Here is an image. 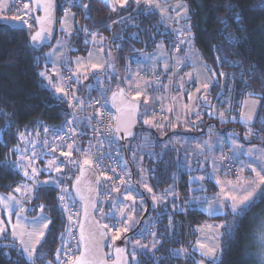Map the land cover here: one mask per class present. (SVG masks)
Here are the masks:
<instances>
[{
  "label": "trees",
  "instance_id": "1",
  "mask_svg": "<svg viewBox=\"0 0 264 264\" xmlns=\"http://www.w3.org/2000/svg\"><path fill=\"white\" fill-rule=\"evenodd\" d=\"M57 1L56 38L50 47L42 50H36L30 44V35L36 29L35 26L31 29L15 27L5 21L8 17H0V197L16 196L25 206L26 216L36 217L40 214L51 220L32 261L26 258L16 242L5 239L0 242V264H58L60 260L57 259V254L62 248L67 224L59 202L62 177L67 169L76 173L83 165H79L76 159L82 158L73 154L70 166L65 169L63 164H66L67 157L61 155V152L68 153L67 149L52 146L60 150L52 152L58 161L51 170H47L48 161H53L49 156L36 162L35 168L40 174L35 177V181H27L24 168L20 167L21 164L26 167L30 162L21 160L25 153L22 141L27 143V140L35 137L50 138L53 131L65 124L72 115L67 95L58 92L53 85L65 89V74L72 73L75 78L73 93L82 103L81 111L76 112L77 117L85 122L79 129L88 131V100L95 92V83H99L107 95L124 88V76L133 67H139L145 56L156 57L155 63L151 62L155 67L146 64L138 70L139 78L157 85L159 94L168 93L167 106L165 103L158 105L146 118L155 125H165L166 136L160 138L158 132L156 135L141 131L126 144L119 142V147L127 155L133 170L130 178L134 196L137 199L146 197L143 199L146 207L140 200L132 202L131 216L139 214V224L146 211H149L148 221L155 210L152 194L163 199L158 204L157 225L148 248L139 252L134 259L129 246L132 264H213L211 256L202 255L209 248L216 249L215 264H264V243L260 240L264 221H256L259 214H264V197L238 218L236 231L218 238L216 226H227L236 218L230 214V210H226L221 216L209 218L199 208L200 205L217 199V194L220 193V186L212 176L203 173L208 167H220V170L212 171L216 178H235L237 173V177L240 176L242 163L246 159L243 154L245 151L240 153L236 149V154L228 151L229 138L226 137L229 134L231 140L234 138L237 144L245 148H264V0H171L168 5L154 0L151 6L144 0H140L139 4L135 0H128L123 7L117 4L115 12L102 0ZM14 2L16 0L7 9ZM156 3L166 13V18L158 12ZM180 3L188 11V16L182 21L178 20L179 14L167 12L169 5L175 4L179 9ZM24 9L25 7L18 15ZM66 10L74 13L78 23L70 32L71 35L59 31L61 17ZM178 33H184L185 38L180 53L174 56L172 46ZM60 34H64L61 40L68 44L66 53L72 56L80 53L87 56L91 47L103 46L104 54L113 58L118 72L106 76L102 73L107 66H103L101 70L96 69L95 72L90 69L93 77L89 73L87 82H78L69 68H62L60 74L56 73L49 53ZM145 71L159 74L161 79L157 81L151 77H143L142 73ZM42 72L45 73L44 76L41 75ZM49 78L52 83H49ZM205 82L210 85L207 89L202 86ZM205 94L210 107L203 103ZM250 99L258 102V109L249 123L244 124L241 123L243 107ZM177 102H185L184 109L187 112L191 105L194 108L196 106L185 119L184 125L188 128L205 111L199 128H190L191 133L183 132L181 127L176 131L171 130V126L177 121ZM156 109L164 112L168 119L163 120L162 117L158 121L156 117H151ZM221 112L224 113L223 122L219 116ZM139 125L144 126L140 120ZM209 126H214L216 132L209 134ZM141 133H149L156 140L152 146L153 156L144 157V166L152 188V194L148 196L137 182L138 173L132 164V159L137 158L142 144L141 139H138ZM180 134L212 135L215 140L209 146L217 152L216 158H210L202 170L181 168L178 160L180 148L172 139ZM86 140L87 138L83 139V144ZM195 155L208 156V153L197 152ZM229 158L234 160L233 169L228 165ZM56 165L60 166L61 171L54 173ZM48 180L51 181L42 183ZM72 182L69 183L70 186ZM25 183L34 188L29 203H24L20 192L14 191ZM176 193L182 202H194L182 209V202L177 199ZM114 204L124 206L122 193L108 202L104 211L106 216L115 214L117 208L112 207ZM41 205L44 206L43 212L40 211ZM218 231L225 233L224 228ZM211 237H215L213 245L209 242ZM154 243L155 248L152 247ZM202 244L205 245L204 248H201ZM109 258L111 259L110 256Z\"/></svg>",
  "mask_w": 264,
  "mask_h": 264
},
{
  "label": "rangeland",
  "instance_id": "2",
  "mask_svg": "<svg viewBox=\"0 0 264 264\" xmlns=\"http://www.w3.org/2000/svg\"><path fill=\"white\" fill-rule=\"evenodd\" d=\"M13 1L14 0H0V4H2L4 9L6 10L7 6L10 5ZM164 1H166L168 3L171 2L170 0H164ZM26 2L28 3V7L25 8L22 12H27L28 14L23 15V20L7 18L5 21H9L10 24L15 26V27H28L30 29L33 28L35 26V23H34L35 19H34V15H33L32 4H31L30 0H27ZM122 2H123V0H120V3H117V4L121 7ZM179 5L181 6V7H179V9L177 8V6L175 4L169 5L167 12L169 13V11H173L174 14H179L180 17L178 18V20L180 19V21H182L183 18L188 16V11L187 12L185 11V9H187V7L184 6V4L180 3ZM20 15H17V16H20ZM24 20L27 21V24H25L23 22ZM29 25L31 27H29ZM76 26H78V23L76 21L74 13L70 10H66L65 14L61 17V22L59 24V31L60 32L65 31V32H67L66 33L67 35L68 34L71 35L70 32H72L76 28ZM63 35L64 34H60L56 43L54 44V47L52 48V50L49 53V56L51 57V62L53 64V69L55 70L56 73L60 74L62 68H69L74 72V75L77 78L78 82L79 81L80 82H84V81L87 82L88 81V74L90 73V69L93 72H95L96 69L101 70L103 68V66H107L106 70H104L102 73L103 75H106V76L107 75H114L118 72V69L115 66L113 58L110 59L109 56L104 54L103 46L102 47L95 46L93 48L91 47L87 56L82 54V53L77 54L75 56L67 54L66 49L68 47V44L65 43V41L61 40ZM178 35H179V37H181V39L184 40V38H185L184 33H178ZM155 58H156L155 56H153L152 58H149L148 56L143 57L142 58L143 61H141V65L139 67L138 66L133 67L132 70L126 76H124L123 86L132 98L140 100V102H141V106H140V121H141V123L144 126L151 128V129H154L156 132H158L160 138H164L166 136L167 127L165 125H162V126L161 125H155L154 122L152 120H148L146 118V116L160 104L165 103L167 106L168 93L159 94L156 90V88L158 87L157 85H153V83L149 82V81H143L138 76V70L140 71V69L144 68L146 66V64H149L148 66H150V65L154 66L153 64L156 61ZM158 60H159V58H157V62H158ZM93 65H96L97 67L93 68L92 67ZM107 73H111V74H107ZM119 80L120 79H118V82H119ZM88 88L90 91L91 90L90 85L88 86ZM137 92L141 93V95L139 97L136 96ZM145 99H147V101H148L147 103L144 102ZM193 106L191 105L189 111L187 112V110L184 109L185 102H180V103L177 102V107H176V120L177 121L171 126L172 131H176V130H178V127H181V128H183V129H181L183 132L191 133L190 128L194 129V128H197L199 126L200 122H202L205 111L202 112L199 119L195 120L196 121L195 123L190 124V128H188L187 126L184 125L185 119L187 120L188 116L191 115L193 110L196 108V106H195V108ZM156 110L159 111L158 109H156ZM74 117H75L76 125L78 128L85 124L83 119L77 117V113L74 114ZM144 120H148L151 123H144ZM208 130H209L208 131L209 134L211 132H213V133L216 132V131H214L215 130L214 126H209ZM216 136H217L216 137V139H217L218 135H216ZM226 138L227 139L229 138L230 150H228V151H232L233 154L237 153L236 149L240 153L245 151V153H243V154L246 157V159L242 163L243 166H242V169L240 172V176L237 177L239 174V173H237V176H235V178L234 177L229 178V179L216 178L215 174L212 171H218V170H220V167L219 166H212V165H211L212 167H208V170L204 171L203 173H206L207 175L212 176V178L215 180V182L217 180H219L221 182L220 184H218L220 186V192H221V186L223 185L225 187L226 192L237 195V196H241L244 194L243 189L248 187V185L245 182L255 178L256 174L252 171V168H255L256 172H260L261 175H264V148H262V147H257V148L256 147H254V148L246 147L245 148L244 146H242L240 148H236L233 145V140H235V139L233 138L231 140L230 134ZM44 139H45V137H43L41 139H40V137H37V138L35 137V138H31L30 141L27 140V143H24L25 141L24 142L22 141L23 150L25 151V153L23 154L24 161L25 162L30 161L29 163H31L32 167H34V168H35V163L38 162L40 159L46 157V156H49V158H52L55 164L58 161L57 157H54L55 154H53L52 152H53V149L58 150L59 152H60V150L52 147L51 144H45ZM138 139H141L142 144H141L140 149L138 150L139 153L137 155V158L135 157L132 159V164H133V169H135L136 172L138 173L137 182L139 183L142 190L145 191V193L148 196V195H151L152 192L151 193L148 192L147 188L144 186L145 184H147L148 187L151 188L150 182H149V175H148V172L144 166V157H145V155H148L150 157L153 156L152 146L155 145L156 140L149 133H141L139 135ZM172 139H174V141H176V143L179 145V148H180L178 151V158H179L178 160H179L181 168H185V169H188L190 171L195 170V169L196 170L197 169L202 170L205 168V166H204L205 163L208 160H211L210 158L213 157V160H214V158H216L217 152L215 151L214 148L212 149L211 146H209L211 144L210 142L215 140V139H212V135L201 136V135H184V134L181 135L180 134L177 136H173ZM168 142H169V144H171V139H169ZM235 142H237V141L235 140ZM33 145H35V148H33ZM227 149H228V147H227ZM33 151H35V153H36L35 157H32ZM197 152H199L200 154H205V152H207L208 156L202 155V156L198 157L197 155H195V153L197 154ZM248 153H251V154L249 155ZM196 157H198V158L196 159ZM119 158H120L121 163L124 166L125 170L127 172L131 173V171H132L131 165L126 161L124 152L121 151ZM76 160H77L79 165L83 164V161H84L83 158L82 159L77 158ZM249 165H251V167H249ZM24 168H28V166H26V167L24 166ZM27 170L29 171V175L31 176V168H29ZM53 172L55 173L56 171L53 170ZM238 178L240 180L239 184L236 183ZM28 180H30L29 177H27V181ZM50 181L51 180H48V183ZM227 181H232L233 184L230 185L227 183ZM24 185H27L28 188L34 189L33 186L28 185L27 183H25ZM25 191H26V189L22 188L19 194L22 198V201L23 202L25 201L24 203H29L31 201V196H32L33 191L31 193H29L27 196L24 194ZM175 195H176L177 199L182 202V199L179 197V194L176 193ZM9 196H13V195H3L2 197L7 198ZM152 196L160 198V196H156L155 194H152ZM14 197H16V196H14ZM262 197H264V185H261L257 189V195L254 198L255 202L250 206V208L253 207V205L256 204L257 202H259ZM218 199L222 200V202L226 205L225 213L227 212L226 210H230L231 201L225 200L223 196H219ZM16 200L20 201L18 199V197H16ZM152 200L154 202L155 210L152 211L151 217L141 227L140 231L133 238H131L128 242L132 253H133V250L135 249V258L137 257V254L139 252H142L148 248L147 247L145 249H141L137 245V241H140L141 244H145V245L149 246L151 243V240H153L152 238H154V237H152V235L154 234L155 227L157 225V220H158V216H159V214L157 212V211H159L158 204L161 203L160 202L161 199H153L152 198ZM193 202L194 201L189 202V203L182 202V209H184L188 204H191ZM141 203L145 204V207H146V201L145 200H142ZM11 207H12L13 215L11 218V222H9L7 210L4 208V205L2 203H0V218H2L4 220V223L7 226V231L4 233L3 236H0V242L2 240H5V239L13 240L14 242H16L18 244L20 250L24 253L26 258L28 260L32 261L35 258L36 251L34 253L33 258L29 259L28 253L24 251V246L21 245V243H20L21 237H20L19 233L21 232V229L17 228L18 235H17V237H13L12 227H13V225L16 224L17 216L19 215V217L21 219V223L23 225H27L28 230L30 231L31 226L37 222L38 218H41V215L39 214L36 217H32V216H26L25 211L20 212V207H23V208L25 207V206H23L22 202L18 205L13 201V202H11ZM139 216H140L139 214H135V215L131 216L132 223L129 226V230L126 233H122L121 238L119 240L113 241L110 239V245H109V256L110 257H111L112 250H113L114 246L116 245V243L119 242L127 233H129L131 230H133V228H135L137 226L139 219H140ZM263 217H264V214H259L256 221H258V222L264 221ZM98 218L101 220H104V215L102 216L101 214H99ZM46 231L47 230H45V234H46ZM110 237H111V235H110ZM22 238L24 239L25 243L29 245V247H31L32 244L34 243V240L30 239L26 234L23 235ZM213 240H215V237H211L209 240V242H211L212 245L215 244L214 243L215 241H213ZM41 241H40V243H41ZM40 243L35 246L36 250H37L38 246L40 245ZM207 245H209V244H207Z\"/></svg>",
  "mask_w": 264,
  "mask_h": 264
},
{
  "label": "built area",
  "instance_id": "3",
  "mask_svg": "<svg viewBox=\"0 0 264 264\" xmlns=\"http://www.w3.org/2000/svg\"><path fill=\"white\" fill-rule=\"evenodd\" d=\"M24 4V0H16L15 7L11 6L9 9L3 11L0 14V17H15L18 13H20L23 7H25ZM183 42L184 40L181 39V37L176 36L172 46V53L174 56H177L180 53ZM90 75L93 77L92 72H90ZM142 76L151 77L157 81L161 79L159 74H150L148 71L143 72ZM64 81L68 97V107L72 115L65 122V124L53 131V135L50 138L45 137L44 143L51 144L54 147H64L71 153L70 155H65L67 157V162H65L66 164H63L65 169L67 166H70L73 154L76 153V155L82 157L83 159H86L85 153L91 156L93 161L91 166L98 171L101 177L98 213L105 215L103 224L107 223L111 228L113 224L112 216H116V218L119 219L120 214L119 211L116 210L114 215L106 216V213H104L105 208L108 202L111 201L117 194L122 193L123 197L125 196V190L126 188H131L132 180L131 178L129 179L123 171H121V168H123L119 158L121 150L115 132V114L110 107V96L103 91L102 86L99 83H95V92L88 100L90 116L87 121V125L89 129L88 131H81L77 127L74 117V114L81 111L82 107V103L77 102L80 101L79 98L73 93L75 78L72 73L67 72L65 74ZM151 117H156L158 121L162 117L163 120L168 119L167 115L160 110L155 113L152 112ZM69 121H72V123L69 124ZM57 133H59V135H56ZM86 138L87 140L83 144V139ZM109 141H111V144L108 143ZM68 145H71L70 149ZM78 148L82 151H77ZM97 149H100V151L98 152ZM107 154H111V158H107ZM97 157H104L100 164L96 163ZM228 165H230L233 169L234 160L229 158ZM110 169H115V171H110ZM77 175V172L75 173L67 169L62 177L63 187L60 196H64V201L61 203L59 199V202L61 210L66 216L67 224L65 235L63 237L62 248L59 253L60 260L58 264H62V261H66L67 256L75 254V249L79 240L78 229L80 225L81 207L73 198L70 192L71 186L69 185V183H71ZM117 175H119V179L116 178ZM106 177H110L111 179H106ZM115 188H119L120 191H115ZM64 189H67V191H64ZM131 195L134 199L130 200L124 198V213L128 216L133 214L132 202L135 200H140L142 202L143 200V198L137 199L134 196L133 191ZM69 215L73 217L71 221L68 219ZM69 227L72 229L71 235H68ZM106 230L108 231V229ZM108 233L109 235L112 234L111 232Z\"/></svg>",
  "mask_w": 264,
  "mask_h": 264
},
{
  "label": "snow or ice",
  "instance_id": "4",
  "mask_svg": "<svg viewBox=\"0 0 264 264\" xmlns=\"http://www.w3.org/2000/svg\"><path fill=\"white\" fill-rule=\"evenodd\" d=\"M128 0H123V2L121 3V7H123L125 4H127ZM135 2L137 4L140 3V0H135ZM144 2L146 4H148L149 6H151L154 2V0H144ZM113 3H120V0H113ZM36 4L39 5L40 4V0H36ZM25 8L28 7V3L25 2L24 4ZM157 8L160 7V5L158 3H156L155 5ZM13 7H15V2L13 3ZM83 7H87V5H83ZM43 8L45 11V16L43 18H37L40 21L41 27L40 30L37 31L34 35H32L31 39L32 41H42L43 39H45V33L48 32L49 36L51 35L50 30L45 27V24H51L52 23V16H51V9H52V4L51 3H44L43 4ZM5 9L3 7L2 4H0V12H3ZM113 10H115L113 8ZM19 11V10H18ZM186 11V9H185ZM27 12H22V14L20 16H16L13 17V19H20L23 20V15H27ZM25 24H27V21L24 20L23 21ZM29 27H31L29 25ZM219 59V57L217 58ZM93 68L97 67L96 65L92 66ZM165 68H167V66H165ZM209 71H211L209 69ZM42 76L45 75V73H41ZM215 75V73L213 72V76ZM221 75H223V73H221ZM49 83H52L51 79L49 78ZM203 88L207 89L210 85L208 82H205L203 85ZM53 87H56V90L58 92H63L64 95H67V91L62 88V87H57L56 85H53ZM200 89H197V92H199ZM121 95H123V90H121ZM141 95L140 92L136 93V96L139 97ZM251 96V94H249ZM113 99H115V95L113 97ZM189 99H191V96L189 97ZM78 103H81L80 101H77ZM145 103H147V99H145L144 101ZM203 103L206 106L210 107V102L207 101L206 99V94L204 96L203 99ZM127 109L135 112V110L139 107L138 104H133L130 101L128 102V104L126 105ZM169 111H171V109H169ZM197 115H199V112H197ZM209 115H211V113H209ZM219 116L223 122V117H224V113L221 112L219 113ZM233 119H235V117H233ZM250 120V117L242 116L241 117V123L244 124H248ZM69 124L72 123V121L68 122ZM144 123H151L148 120H144ZM162 126V125H161ZM45 131H47V129H45ZM115 131L119 132L120 128H116ZM251 131V129H249V132ZM56 135H59V133H57ZM21 138H23L22 134H21ZM109 144H111V141L108 142ZM233 145L236 148H240L242 147V145L236 144L235 140H233ZM69 149L71 148V145H68ZM33 148H35V145H33ZM53 151H55V149H53ZM77 151H82L81 149H77ZM97 151L99 152L100 149H97ZM71 153H65V152H61V155H70ZM249 155L251 153H248ZM36 153L35 151H33L32 153V157H35ZM86 159H84L83 164L84 165H88L89 168L88 170H91V165L93 163L91 156L87 153H85ZM104 157H97L96 163L100 164L102 159ZM107 158H111V154H107ZM24 157L21 156V160H23ZM54 164V161L49 160L48 161V169L47 170H51L52 166ZM21 168H24V166L21 164L20 165ZM249 167H251V165H249ZM28 168H31V176L29 175V171L27 170V168H24V175L26 177H29L30 179H32L33 181H35V177L38 176L40 174L39 170H37L36 168L32 167L31 163H29ZM55 171L56 172H60L61 168L59 165L55 166ZM110 171H115V169H110ZM121 171L124 172V174L126 176L129 177L131 174L128 173L125 168H121ZM252 171L256 174L255 178L246 181L245 183L248 185L247 188L243 189L244 194L241 196H237L231 193H228L225 191V187L222 185L221 186V192L218 193V196H223L225 200H229L231 201V205H230V214L236 218L234 219L233 223L228 224L227 226L224 224L218 225L216 226L217 231H216V237L218 238L220 235H226L230 232L236 231L238 229V218L241 217L242 215H244L249 209L250 206L255 202V197L257 195V189L261 186L264 185V175H261L260 172H256L255 168H252ZM117 179H119V175H117L116 177ZM106 179H111L110 177H106ZM200 179H203V177H201ZM42 183H48V181H44ZM53 183H57V181H53ZM77 185H79L80 180L77 179L76 181ZM97 183H99V180H97ZM217 184H220L221 182L219 180L216 181ZM228 184H233L232 181H227ZM237 184L240 183V180L238 178V180L236 181ZM38 186V185H37ZM148 192H152V189L150 187H148L147 184L144 185ZM24 188L26 189L25 191V195L27 196L29 193H31L33 191L32 188H28L27 185H22L20 187H17L14 189V191L16 192H20L21 189ZM115 191L119 192L120 189L119 188H115ZM64 191H67V189H64ZM79 188H77V194H79ZM133 189L132 188H126L125 190V199H134V197L131 195ZM60 201L61 203L64 201V196L61 195L60 196ZM81 199H83V197H81ZM153 199H163L162 197L157 198V197H153ZM15 202L16 204H20L21 202L16 200V197L14 196H9L7 198L5 197H0V203H2L4 205V208L7 210L8 213V220L9 222H11V218L13 215V211H12V207H11V202ZM217 203L219 204L220 208L224 207V204L220 201H217ZM95 207V205L93 204V208ZM112 207L117 208V210L119 211V219L116 218V216H112L113 219V224L111 226V228L109 227V224L104 223V224H100L98 221H94V223L96 224V229L94 232H90L88 235L85 234V230L83 225H80V235H79V240L77 242V247L75 249V254L74 255H69L67 256L66 261H62V264H106V261L103 259L102 255L100 254V242L104 239H108V232H111V240H119L121 238V234L122 233H126L129 230V226L132 223V218L131 216L125 215L124 213V208L121 207L120 205H112ZM126 207V206H125ZM44 210V206L41 205L40 206V211L43 212ZM209 214L211 215L214 211L213 207L211 205H209V208L206 209ZM25 209L23 207H20V212H24ZM85 217L88 216V211H87V205H85V212H84ZM68 219L71 221L73 219V217L71 215L68 216ZM51 223V220H49L47 217H41L38 218L37 222L35 224H33L31 226V230H28V226L27 225H23L21 223V219L19 217V215L17 216V221L16 224L13 225L12 227V235L13 237H17L18 233H17V228L21 229V232L19 233L20 235V243L21 245L24 246V251L28 253L29 255V259H32L34 256V253L36 251V245H38L40 243L41 240H43L44 235H45V230L48 229V225ZM220 228H224L225 229V233H220L218 231V229ZM105 229H108V231H104ZM7 231V226L4 223V220L2 218H0V236H3L4 233ZM72 229L71 227H69L68 230V235H71ZM27 235L30 239L34 240V243L32 244L31 247H29L28 244L25 243L24 239L22 238L23 235ZM260 240L262 243H264V222H262V229H261V233H260ZM137 245L141 248V249H145L148 247V245L145 244H141L140 241H137ZM153 248H155V243L152 245ZM205 245H201V248H204ZM218 247V246H217ZM116 253L118 254V260L121 257V254L124 253V249L123 248H116L115 249ZM133 258L135 259V249L133 250ZM202 255H206V256H211L213 259V264H215V261L217 259L216 257V249L214 248H209L206 252H203ZM59 252L57 254V259H59ZM202 264V262H201Z\"/></svg>",
  "mask_w": 264,
  "mask_h": 264
},
{
  "label": "water",
  "instance_id": "5",
  "mask_svg": "<svg viewBox=\"0 0 264 264\" xmlns=\"http://www.w3.org/2000/svg\"><path fill=\"white\" fill-rule=\"evenodd\" d=\"M33 9V15L35 19V27L36 29L30 35V44L36 50H42L43 48L50 47L55 38L58 31V1L57 0H40V4H36V0H30ZM105 4H107L113 12L117 10V3H113V0H102ZM44 3H51V16L52 23L45 24L50 30L51 35L49 36L48 32H46L45 39L42 41H32L31 37L37 31L40 30L41 24L37 19L43 18L45 16V11L43 8ZM121 90H123V95H121ZM115 95V99H113ZM133 104H138L139 107L135 110V112L127 109L126 105L128 102ZM140 100L132 98L128 92L124 88H120L114 90L110 94V107L115 114V129L120 128V131L116 132V136L121 144H126L130 140H132L139 132L141 131H149L157 135V132L154 129L140 126ZM126 161L128 162L127 155H125ZM88 165H81L78 169V175L74 179L71 191L72 194L78 204L81 205V217H80V225H83L85 234L88 235L90 232H94L96 229V224L94 221H98L100 224V220L97 218V209L99 205V190L101 185V177L98 171L91 166V170H88ZM133 173V170H132ZM77 179L80 180L79 185H77ZM99 180V183H97ZM77 188H79V194H77ZM83 197V199H81ZM93 204L95 207L93 208ZM85 205H87L88 216L85 217ZM149 215V211L143 215L140 220L138 226H136L132 231L127 233L119 242L114 246L111 259L109 258V245H110V237L108 239H104L100 242V254L103 259L106 261V264H132V260L129 256V240L133 238L141 229V227L147 221ZM80 225L78 229V237L80 235ZM106 231V230H104ZM109 236V234H108ZM116 248H123L125 251L121 254L120 259L118 260V254L116 253Z\"/></svg>",
  "mask_w": 264,
  "mask_h": 264
},
{
  "label": "crops",
  "instance_id": "6",
  "mask_svg": "<svg viewBox=\"0 0 264 264\" xmlns=\"http://www.w3.org/2000/svg\"><path fill=\"white\" fill-rule=\"evenodd\" d=\"M160 2L167 3V5H168V2H166L164 0H160ZM157 10L163 17L166 18V16L164 15L165 12L163 10H161L160 8H157ZM257 109H258V102L257 101L252 100V99L247 100L246 103L244 104V107H243V116L246 115L247 117L252 118V117H254L256 115ZM217 201L222 202V200L217 198L216 200H214V201H212V202H210L208 204L200 205L199 208L209 218L216 217V216H221V215H223L225 213V204L222 202L224 204V207L220 208L219 204L217 203ZM209 205H211L213 207V209H214V211H213V213L211 215L206 210V209L209 208Z\"/></svg>",
  "mask_w": 264,
  "mask_h": 264
}]
</instances>
